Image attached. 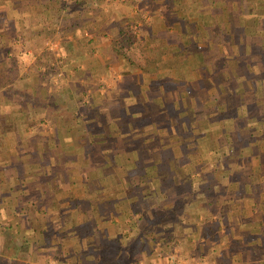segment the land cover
<instances>
[{
	"label": "crops",
	"instance_id": "0c3cea01",
	"mask_svg": "<svg viewBox=\"0 0 264 264\" xmlns=\"http://www.w3.org/2000/svg\"><path fill=\"white\" fill-rule=\"evenodd\" d=\"M9 228L56 264H264V0H0Z\"/></svg>",
	"mask_w": 264,
	"mask_h": 264
},
{
	"label": "rangeland",
	"instance_id": "374dc122",
	"mask_svg": "<svg viewBox=\"0 0 264 264\" xmlns=\"http://www.w3.org/2000/svg\"><path fill=\"white\" fill-rule=\"evenodd\" d=\"M131 35L133 38L129 42L122 41L120 43L121 49L123 52H125L124 56L129 58L130 60L134 59L136 55H140L143 53V39L140 36V32H138L137 27L134 25L131 28ZM137 30V33L135 32ZM128 47V52L126 51L125 47ZM58 237H60L61 241L62 234H60ZM20 236L15 231L14 228H9V230H3L0 232V264H56L52 263L47 259V262H44L40 258H45L48 251L47 248H38L37 254L36 252L33 253L30 252V248L28 249L24 245H21L20 247L15 246V240L18 241ZM19 242V241H18ZM62 251L61 248H57L56 253L58 254V258L62 257ZM45 255V257H43ZM52 256V254H51ZM35 258V262L32 263V259ZM186 261V260H183ZM63 264V262L61 263ZM125 264V263H123Z\"/></svg>",
	"mask_w": 264,
	"mask_h": 264
},
{
	"label": "trees",
	"instance_id": "16d2710c",
	"mask_svg": "<svg viewBox=\"0 0 264 264\" xmlns=\"http://www.w3.org/2000/svg\"><path fill=\"white\" fill-rule=\"evenodd\" d=\"M131 28H132V24L129 26L128 25V27H127V30H125L124 32H125V34H124V32H123V34H124V36H123V38L120 40V42L118 43L119 45H117L116 43H115V49H116V51H118V52H123L122 51V49H121V45H120V43L122 42V41H124V42H130L131 41V39L133 38V36L130 34L131 33Z\"/></svg>",
	"mask_w": 264,
	"mask_h": 264
},
{
	"label": "built area",
	"instance_id": "2783aa9c",
	"mask_svg": "<svg viewBox=\"0 0 264 264\" xmlns=\"http://www.w3.org/2000/svg\"><path fill=\"white\" fill-rule=\"evenodd\" d=\"M177 256L175 255V254H171V259H172V261H173V263L172 264H180L178 261H177Z\"/></svg>",
	"mask_w": 264,
	"mask_h": 264
}]
</instances>
